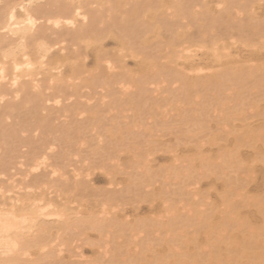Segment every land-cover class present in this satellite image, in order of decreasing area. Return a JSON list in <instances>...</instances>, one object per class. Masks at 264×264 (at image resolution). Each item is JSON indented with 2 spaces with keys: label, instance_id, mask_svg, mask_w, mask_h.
<instances>
[{
  "label": "bare ground",
  "instance_id": "obj_1",
  "mask_svg": "<svg viewBox=\"0 0 264 264\" xmlns=\"http://www.w3.org/2000/svg\"><path fill=\"white\" fill-rule=\"evenodd\" d=\"M0 264H264V0H0Z\"/></svg>",
  "mask_w": 264,
  "mask_h": 264
},
{
  "label": "rangeland",
  "instance_id": "obj_2",
  "mask_svg": "<svg viewBox=\"0 0 264 264\" xmlns=\"http://www.w3.org/2000/svg\"><path fill=\"white\" fill-rule=\"evenodd\" d=\"M240 55V60H244L245 58H246V56L248 55H246V53H240L239 54ZM201 65H200V67H203L204 69H207L208 67H210L212 64H211V62H210V59H201ZM203 64V65H202ZM205 65H206V67H205ZM101 185V187H102V185H103V182H100L99 183V185L98 186H100ZM221 191H222V189H221ZM214 198H215V196H214ZM145 211V212H144ZM147 209L145 208L144 210H142L140 213H141V215H145V214H148L147 212ZM87 253L90 255L91 254V251H90V249L88 250L87 249Z\"/></svg>",
  "mask_w": 264,
  "mask_h": 264
}]
</instances>
